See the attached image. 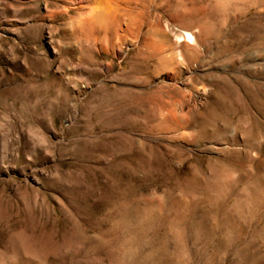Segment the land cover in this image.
<instances>
[{"label":"rangeland","instance_id":"1","mask_svg":"<svg viewBox=\"0 0 264 264\" xmlns=\"http://www.w3.org/2000/svg\"><path fill=\"white\" fill-rule=\"evenodd\" d=\"M97 1L0 0V264H264V0Z\"/></svg>","mask_w":264,"mask_h":264},{"label":"bare ground","instance_id":"2","mask_svg":"<svg viewBox=\"0 0 264 264\" xmlns=\"http://www.w3.org/2000/svg\"><path fill=\"white\" fill-rule=\"evenodd\" d=\"M90 1H91V0H90ZM126 1H127V0H126ZM138 1H140V0H138ZM138 1H137V2H138ZM141 1H142V0H141ZM141 1H140V3H141ZM224 1H225V0H224ZM239 1L246 3L247 6H253V5H256V4L261 5L262 2H263V0H239ZM118 2H119V0H118ZM107 3H108V2H107ZM107 3H106V0H98V1H97V11H98L97 13H98L99 15L106 16V17L109 15L108 10H112V8H113L112 6H113L114 4L112 5V4L110 3V4H111L110 7H112V8L109 9V8H110V7H109L108 10H107V8H106V4H107ZM112 3H114V2H112ZM144 3H145V2H144ZM167 3H168V2H167ZM228 3H229V2H228ZM230 3H231V2H230ZM232 3H233V2H232ZM238 3H239V2H238ZM146 4H147V3H146ZM146 4H145V6H146V8H147V5H146ZM92 5H93V4H92ZM115 5H119V6H120V4H118V3H115ZM137 5H138V3H137ZM137 5H136V6H137ZM243 5H244V4H243ZM243 5H242V6H243ZM138 6H141V5H138ZM159 6H160V5H159ZM171 6H172V5H171ZM247 6H246V7H247ZM94 7H95V6H94ZM115 7H116V6H115ZM175 7H176V6H175ZM121 8H123V7H121ZM121 8H120V11L118 10L119 13L121 12V10L124 11V9H121ZM125 8H126V7H125ZM139 8H140V7H139ZM141 8H142V6H141ZM144 8H145V7H144ZM144 8H142V9H144ZM169 8H170V7H169ZM247 8H248V7H247ZM113 9H115V11L117 10L116 8H113ZM126 9H128V8H126ZM126 9H125V11H127ZM131 9H132V7H131ZM170 9H171V8H170ZM170 9H169V11H170ZM128 10H129V9H128ZM134 10H135V8H134ZM149 10H150V9H149ZM173 10H174V9H173ZM85 11H86V9H85ZM95 11H96V10H95ZM118 11H117V12H118ZM132 11H133V10H132ZM136 11H137V10H136ZM112 12H113V10H112ZM128 12H129V11H127V13H128ZM141 12H142V11H141ZM94 13H95V12H94ZM94 13H93V14H94ZM139 13H140V12H139ZM91 14H92V12H91ZM114 14H115V13H113V15H114ZM116 14H117V13H116ZM123 14H124V13H123ZM130 14H132V13H130ZM170 14H171V13H170ZM87 15H89V14H87ZM118 15H120V14H118ZM141 15H142V14H141ZM146 15H147V14H146ZM95 16H96V15H95ZM95 16H94V17H95ZM115 16H116V15H115ZM115 16H114V17H115ZM131 16H132V15H131ZM131 16L129 15V17H131ZM142 16H143V15H142ZM142 16L140 17V15H139V17H140L141 19L143 18ZM148 16H149V15H148ZM148 16H147V17H148ZM175 16H176V15H175ZM184 16H185V15H184ZM90 17H91V16H90ZM118 17H119V16H118ZM129 17H128V18H129ZM171 17H172V16H171ZM186 17H187V16H186ZM186 17H185V18H186ZM91 18H93V17H91ZM91 18H90V19H91ZM111 18H112V17H111ZM137 18H138V17L136 16V19H137ZM90 19H88V20H90ZM99 19H100V18L98 17L97 20L99 21ZM116 19H117V18H116ZM134 19H135V17H134ZM136 19H135V20H136ZM190 19H191V18H190ZM84 20H85V18H84ZM100 20H101V19H100ZM114 20H115V18H114ZM118 20H119V19H118ZM135 20L132 21V22H135ZM176 20H177V19H176ZM181 20H182V19H181ZM91 21H92V19H91ZM93 21H94V20H93ZM125 21H126V20H125ZM130 21H131V20H130ZM188 21H189V19H188ZM193 21H194V20H193ZM82 22H83V20H82ZM105 22H106V21H105ZM107 22H108V21H107ZM110 22H111V19H110ZM112 22H113V21H112ZM115 22H116V21H115ZM128 22H129V21H128ZM136 22H137V20H136ZM141 22H142V21H141ZM87 23H88V22H87ZM93 23H94V22H93ZM113 23H114V22H113ZM118 23H119V22H118ZM156 23H159V21L156 22ZM192 23H194V22H192ZM111 24H112V23H111ZM111 24H110V26H111ZM132 24H133V23H132ZM141 24H144V22L141 23ZM159 24H160V23H159ZM90 25H91V24H90ZM115 25H116V24H114V27H115ZM133 25H136V24H133ZM155 25H156V24H155ZM191 25H192V24H191ZM118 26H119V25H118ZM128 26H129V24H128ZM140 26H141V25H140ZM91 27H92V26H90V28H91ZM95 27H96V26H95ZM97 27H98V26H97ZM111 27H112V26H111ZM125 27H126V26H125ZM130 27H131V25H130ZM133 27H134V26H133ZM136 27H137V26H136ZM152 27H153V25H152ZM190 27H191V26H190ZM190 27H189V28H190ZM192 27H193V25H192ZM118 28H119V27H118ZM118 28H117V30H119ZM128 28H129V27H128ZM108 29H109V28H108ZM126 29H127V28H126ZM88 30H89V29H88ZM97 30H98V29H97ZM100 30H101V29H100ZM104 30H105V28H104ZM117 30H116V33H117ZM134 30H136V28H134ZM187 30H188V29H186V31H183V32H184V36H183V40H182V42H186V43L192 44L195 38L192 36L191 33H189L190 31L188 32ZM108 31H109V30H108ZM108 31H107V33H108ZM119 31H120V30H119ZM125 31H126V30H125ZM163 31H164V30H162V32H163ZM110 32H111V31H110ZM110 32H109V34H110ZM131 32H132V31H131ZM142 32H143V31H142ZM148 32H149V31H148ZM158 32H159V31H158ZM160 32H161V31H160ZM97 33H98V32H97ZM99 33H100V32H99ZM99 33H98V34H99ZM107 33H104V34H107ZM127 33H128V32H127ZM129 33H130V31H129ZM129 33H128V34H129ZM154 33H156V32H154ZM98 34H97V35H98ZM109 34H107V35L109 36ZM128 34H127V35H128ZM138 34H139V33H138ZM152 34H153V33H152ZM160 34H161V33H160ZM118 35H119V34H118ZM127 35H125V36H127ZM140 35H141V33H140ZM156 35H157V34H156ZM99 36H100V35H99ZM119 37H120V36H119ZM159 37H161V36H159ZM97 38H98V37H97ZM106 38H107V37H106ZM117 38H118V36H117ZM135 38H136V35H135ZM107 39H108V38H107ZM118 39H119V38H118ZM179 42H180V41H178V43H179ZM193 44H194V43H193ZM144 46H145V45H144ZM183 49H184V48H183ZM185 52H186V51H185ZM186 53H187V52H186ZM110 210L113 212V211L115 210V207L110 208ZM263 232H264V231H263ZM222 249H223V246H222V245H218V246H217V250H222ZM212 257H213V256H212ZM213 259H214V258H213ZM208 261H209V262L212 261V258H208ZM120 263H121V264H124L125 262L123 263V261H121ZM210 263H211V262H210ZM125 264H126V263H125Z\"/></svg>","mask_w":264,"mask_h":264},{"label":"crops","instance_id":"3","mask_svg":"<svg viewBox=\"0 0 264 264\" xmlns=\"http://www.w3.org/2000/svg\"><path fill=\"white\" fill-rule=\"evenodd\" d=\"M204 264H207V263H204ZM212 264H214V262Z\"/></svg>","mask_w":264,"mask_h":264}]
</instances>
